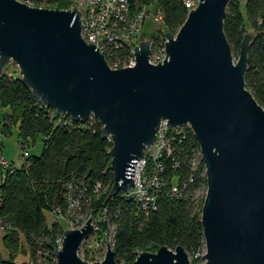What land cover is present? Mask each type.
Segmentation results:
<instances>
[{
	"label": "water",
	"instance_id": "obj_1",
	"mask_svg": "<svg viewBox=\"0 0 264 264\" xmlns=\"http://www.w3.org/2000/svg\"><path fill=\"white\" fill-rule=\"evenodd\" d=\"M228 0H200L178 31L164 34L165 58L151 63V43L134 47L135 63L111 69L81 36L80 12L0 0V75L12 60L40 101L73 121L90 116L112 140L109 195L132 185L135 163L159 124L188 126L204 164L201 208L204 264H264V108L245 87L251 34L237 60L223 31ZM93 218L63 232L57 264H117L107 243L102 260L78 255L94 236ZM130 264H191L185 248L141 251Z\"/></svg>",
	"mask_w": 264,
	"mask_h": 264
},
{
	"label": "trees",
	"instance_id": "obj_2",
	"mask_svg": "<svg viewBox=\"0 0 264 264\" xmlns=\"http://www.w3.org/2000/svg\"><path fill=\"white\" fill-rule=\"evenodd\" d=\"M33 5L46 4L68 9L74 0H20ZM154 3L162 12V24L166 32L175 34L183 24L187 8L182 0H130L133 14L144 4ZM241 0H228L223 20V31L234 55L239 54L245 31V22L252 29L249 41L247 63L244 73L245 87L264 108V0H245L244 14ZM151 51L160 49L165 42L164 34L158 28L150 38ZM141 41V40H140ZM126 50H114L112 55L124 57ZM108 62V58H105ZM0 109L6 112V121L0 126L1 136L8 133L15 124L17 141L21 149L40 141L41 152L27 155L19 167L13 165L11 173L4 179L0 175V220L10 224L5 231L4 242L12 256L18 247V233H22L30 256L37 248L45 247L44 238L53 237L60 230L59 225L46 223L44 210L59 207L65 212V194L71 181L83 182L78 185L83 198H89L80 212L86 211L92 217L101 215L105 220L98 222L105 230L114 226L113 250L117 264H130L136 251L166 245L174 249L181 245L194 255L202 251L204 237L201 227L202 201L193 198V190L206 186L203 159L196 171H192L190 158L199 150L192 130L182 127L169 130L172 154L163 158L164 186L157 198L155 210L144 215L136 205L123 197L122 190L109 195L113 183L110 168L111 142L101 137V124L90 118L85 122L71 121L40 101L32 99L31 90L22 83L20 76L0 75ZM8 109V111L6 110ZM3 112V115H4ZM177 163L173 168L171 165ZM153 166L147 160L150 170ZM193 180L189 181L192 177ZM101 187L94 191L95 184ZM187 183L179 198L168 193L171 184ZM84 187V188H83ZM85 200V199H84ZM0 264H15L2 259Z\"/></svg>",
	"mask_w": 264,
	"mask_h": 264
},
{
	"label": "built area",
	"instance_id": "obj_3",
	"mask_svg": "<svg viewBox=\"0 0 264 264\" xmlns=\"http://www.w3.org/2000/svg\"><path fill=\"white\" fill-rule=\"evenodd\" d=\"M20 1V0H19ZM187 12L194 9L200 0H182ZM23 2V1H22ZM28 5L33 3L26 1ZM153 7V9H151ZM76 8L80 12V28L81 36L87 43H92L95 47L108 58V65L111 69H118L122 67H130L135 63L134 47L140 42L137 39V33L140 31L144 20L150 17L154 23L162 24V12L154 6V3L144 4L133 14L130 13V0H74L73 4L68 9ZM126 54L124 57H117L112 55L114 50L124 49ZM163 51V57L160 62L165 58L164 45L160 48ZM151 63H157L149 59ZM19 72L18 66L9 60L2 69V74L7 77H15ZM44 106H46L44 104ZM62 115V114H60ZM64 116V115H62ZM1 117V114H0ZM94 118L90 116L88 119ZM87 119V120H88ZM73 121L69 117V122ZM185 126L169 127L166 121L162 120L159 124V128L156 134L155 142L146 148L142 158L138 159L135 163L134 172L132 178V185L122 190L123 197L132 201L136 205V209L148 215L151 210L156 209L157 198L160 194L162 187L164 186L163 172L165 170V164L163 158H168L172 154V148L170 146V138L168 136L169 130H178ZM107 140L111 142V138L108 136ZM23 150V157L28 155L27 149ZM151 160L153 166L149 170L147 167V160ZM202 156L200 150L193 154L190 158V166L192 171H196ZM173 168L178 164L171 165ZM13 164L7 161L2 155H0V175L3 179L11 173ZM204 171V164H203ZM205 174V172H204ZM193 180L192 177L189 181ZM78 185L84 186L83 182L71 181L67 184V193L65 194L66 208L65 212L59 207H53L51 210V225L49 229L52 230L53 226L59 225L60 230L55 232L53 237L44 238L46 244L45 247L37 248L34 253L27 256L22 264H57L56 254L54 249L58 250L62 246L63 232L65 229L62 223L70 224L71 228H80L83 223L78 221L77 214L81 211L84 205H88L89 198H83V192L78 189ZM187 183H183L180 187L179 184H171L168 188V193L175 198H179L183 195L182 190L186 188ZM85 187V186H84ZM83 187V188H84ZM101 185L95 184L94 191H98ZM206 187V186H203ZM197 187L193 190V198L196 201L204 200L206 188H204V194L199 196V191L203 188ZM85 199V200H84ZM105 220V217H101ZM98 223L93 220L94 230L97 231ZM10 224H4L0 220V230L7 231L10 229ZM108 238H98V245L104 248L106 252V241L113 248V231L114 226L108 225ZM95 235V234H94ZM204 252L197 251L194 253L195 257H202ZM138 253L136 254V256ZM135 256V257H136Z\"/></svg>",
	"mask_w": 264,
	"mask_h": 264
},
{
	"label": "rangeland",
	"instance_id": "obj_4",
	"mask_svg": "<svg viewBox=\"0 0 264 264\" xmlns=\"http://www.w3.org/2000/svg\"><path fill=\"white\" fill-rule=\"evenodd\" d=\"M244 3L245 0H241V10L242 13L244 14ZM31 6H37V7H44V8H53V9H60L57 6H50V5H46V4H38V5H31ZM155 6V4H154ZM151 9H153V7H151ZM60 10H65V9H60ZM160 29L161 32L163 34L166 33V30L163 26V24H157L154 23L150 17H147L144 20V23L140 29V31L137 33V39L140 41H144V40H149L150 41V37L156 33L157 29ZM245 31L246 34H251L252 33V29L249 26V24L247 22H245ZM252 36V35H251ZM233 56V61L235 62L237 60V55H234L232 53ZM163 57V51L160 49H155V51H151L150 54V60L157 62L158 60L160 61V59ZM15 76H20L19 72L16 73ZM21 77V76H20ZM6 110V109H5ZM8 111V109L6 110ZM4 109L1 110L0 109V126L4 125L6 121V112H4ZM9 130L8 133H3L1 136V144H2V148H1V155L9 162H11L14 166L19 167L21 165V163L24 161V157H23V150L19 147L18 141H17V127L15 124H11L9 126ZM27 151L29 155H37L41 152L42 149V144L40 141H37L36 143L32 144H28L27 145ZM204 188L203 187L201 189V192L199 191V196H201V194H204ZM44 215H45V219H46V223L50 224L51 223V211L50 210H44ZM92 217L91 215H89L88 213H86V211H82L79 212L77 214V220L80 221L81 223H84L85 220L88 217ZM94 221H96V223H98L99 221H101V215H98L95 217H92ZM62 226L64 228H71L70 224H66V223H62ZM98 229L97 231H95V235L89 237V239L85 240L84 243L80 246L79 250H78V255L85 261L88 262H93V261H100L103 259L104 255H105V251L104 248L101 247L100 245H98V238L101 239H105L108 238V231L107 229L105 230V228H103L101 225L97 224ZM4 236H5V231L0 230V257L2 259H10L12 258L13 262L15 264H22L25 259L27 258V246L24 240V236L22 233H18V247L15 250L14 254L12 256H10V251L9 248L7 247V245L4 242ZM144 251H150V252H155L157 249L155 247H149V248H145L143 249ZM173 250V249H172ZM203 252H205V248L203 247L202 249ZM200 251V252H202ZM187 252V251H186ZM136 253H139V250L136 251ZM188 254V259L190 261L191 264H204V261H202V257H195L192 254ZM120 264H125L123 261Z\"/></svg>",
	"mask_w": 264,
	"mask_h": 264
},
{
	"label": "crops",
	"instance_id": "obj_5",
	"mask_svg": "<svg viewBox=\"0 0 264 264\" xmlns=\"http://www.w3.org/2000/svg\"><path fill=\"white\" fill-rule=\"evenodd\" d=\"M27 256H28V253H27Z\"/></svg>",
	"mask_w": 264,
	"mask_h": 264
}]
</instances>
